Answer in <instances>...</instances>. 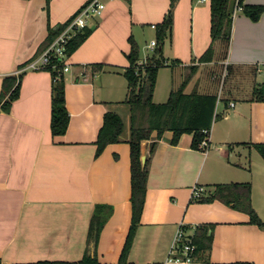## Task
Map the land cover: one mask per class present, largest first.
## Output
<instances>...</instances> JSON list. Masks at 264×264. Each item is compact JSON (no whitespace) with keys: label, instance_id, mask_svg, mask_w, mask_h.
Here are the masks:
<instances>
[{"label":"crops","instance_id":"crops-1","mask_svg":"<svg viewBox=\"0 0 264 264\" xmlns=\"http://www.w3.org/2000/svg\"><path fill=\"white\" fill-rule=\"evenodd\" d=\"M88 1L0 0V97L5 77L21 74L10 111L0 109V263L83 259L97 213L104 220L92 251L99 264H180L168 258L181 224L188 233L199 224L212 233L211 247L190 264H264V224L253 223L240 207L209 197L219 184L248 182L251 202L264 222V158L256 147L264 144V100L252 99L264 82L256 77L245 93L235 95L242 91L235 79L226 99L217 94L206 147H192L193 133L171 143L172 131L164 133L152 154L156 132L142 142L141 160L150 158L145 202L132 245L121 258L133 213L125 76L133 44L139 57L151 54L163 60L155 102L166 101L189 73L185 92L216 94L210 80H217L215 71L222 66L228 76L264 73V12L258 20L242 10L233 14L229 42L217 41L213 59L201 61L212 44L211 0H176L171 29L163 39L158 27L171 0H104L102 14L89 22L91 33L66 57L69 70L61 75L70 118L66 131L54 134L52 71L26 65L43 52L50 30L69 21ZM243 2L264 5V0ZM154 39L158 46L147 50ZM108 112L122 117L124 130L119 141L98 152V134ZM195 185L204 187L205 195L191 201Z\"/></svg>","mask_w":264,"mask_h":264},{"label":"trees","instance_id":"trees-1","mask_svg":"<svg viewBox=\"0 0 264 264\" xmlns=\"http://www.w3.org/2000/svg\"><path fill=\"white\" fill-rule=\"evenodd\" d=\"M49 2V0H47ZM176 0H171L170 8L165 21L159 25L158 38L163 39L167 31L171 29L172 12ZM236 0H211V36L212 44L206 53L200 58L201 61H210L215 53V43L219 40L229 42L232 34L233 14ZM242 12L258 20L264 12L262 4H245L243 0L239 2ZM68 21L60 24L57 28L51 29L50 34L44 44L46 48L66 27ZM91 33V29L86 26L71 38L67 45V54H72ZM139 48L133 44L130 53V65L125 70L128 80L129 92L127 102L131 108V128H130V156H131V201H132V225L127 236L121 258H125L133 242L136 226L140 221L144 207L147 180L149 174V159L142 163V142L153 138L156 132V140L151 142V154L156 149L159 139H162L166 131H172L171 143H177L183 133H193L192 147L202 149L206 139L205 130L209 131L215 118V109L218 101L217 94H201L196 91L185 92L192 74L186 75L181 86L177 90H172L166 101L157 103L153 100V93L156 86L157 74L163 60L151 58V64L136 73L135 63L139 57ZM57 65L55 69L48 66L46 69L52 71L54 85L52 98V130L54 134H62L69 124V113L65 104V84L62 74L63 61L59 58L54 61ZM101 64H93V67H100ZM195 67H191L193 69ZM17 75V74H16ZM5 77L2 94L0 97V109L9 112L13 101L19 95L21 74ZM252 99L264 100V86L257 85L254 89ZM124 130L122 117L114 112H108L104 118V124L98 134V152L107 144L120 140ZM257 149L264 158V144H257ZM251 185L247 183L219 184L216 192L210 198H220L231 206L240 207L247 211L253 223L263 225L264 222L258 216L251 202ZM104 224L100 215L94 213L89 230V251L86 256L79 261H51L43 260L33 263L16 264H99L95 251L97 240ZM187 229V226H184ZM208 226L198 225L192 237L196 246L194 257L201 250H208L212 245V233H208ZM1 264V263H0ZM204 264H253L252 262L215 263L204 260Z\"/></svg>","mask_w":264,"mask_h":264},{"label":"built area","instance_id":"built-area-1","mask_svg":"<svg viewBox=\"0 0 264 264\" xmlns=\"http://www.w3.org/2000/svg\"><path fill=\"white\" fill-rule=\"evenodd\" d=\"M240 0H236L234 14L242 10V6L239 3ZM106 7L104 0H89L82 8H80L68 21L66 27L61 31V33L43 50V52L36 58L31 60L27 65L26 69H41L51 66L55 69L57 67L54 62L55 59L59 58L63 61V71L69 70V66L66 63L67 57V45L71 38L75 36L81 29L89 25L90 20L96 16H100ZM153 28H157V24H152ZM158 46L156 39L152 40L146 45L147 50H154ZM150 56L144 54L136 60L135 68L136 73L139 74V70L150 65ZM17 75L20 72H16ZM219 99V98H218ZM233 105V104H232ZM206 139L203 143V147L208 145L209 131L205 130ZM205 188L202 186L195 185L191 193V201H197L204 197ZM198 225L192 226V233H188L184 228V224H181L175 236V240L172 244L168 261L180 264H190L194 259V250L196 246L193 243V235L195 233L196 227Z\"/></svg>","mask_w":264,"mask_h":264},{"label":"rangeland","instance_id":"rangeland-1","mask_svg":"<svg viewBox=\"0 0 264 264\" xmlns=\"http://www.w3.org/2000/svg\"><path fill=\"white\" fill-rule=\"evenodd\" d=\"M150 56L152 57L151 54H150ZM150 63H152L151 62V58H150ZM224 68L225 67L222 66L221 70L222 69L223 70L221 72H218V71L214 70L216 72V77L217 76H219V77L217 78L216 81L210 80V82H211V84H213V82H215V84H216V94L224 97L225 99H226V97H228L227 93L229 92V87L232 86V81H234L235 79L237 80V82L242 83V85H241L242 91L237 92V94H235V95H240L242 93L247 92V90L250 89V87L252 85V81H254L255 77L257 78V81H259L260 83L264 82V73L261 76H259V74H256V73H254V75H253V73H251V72H248L247 74H243V75L241 73L240 74H236V75H234L232 73V74H230L228 76L227 68H225V69ZM164 69L165 68L162 69V67H161V70H164ZM187 72H189V70ZM241 79H242V81H241Z\"/></svg>","mask_w":264,"mask_h":264},{"label":"water","instance_id":"water-1","mask_svg":"<svg viewBox=\"0 0 264 264\" xmlns=\"http://www.w3.org/2000/svg\"><path fill=\"white\" fill-rule=\"evenodd\" d=\"M142 161L145 163V161H146V156H142Z\"/></svg>","mask_w":264,"mask_h":264}]
</instances>
